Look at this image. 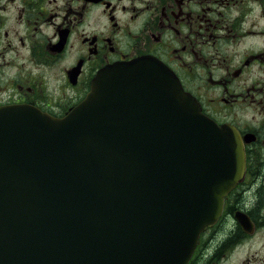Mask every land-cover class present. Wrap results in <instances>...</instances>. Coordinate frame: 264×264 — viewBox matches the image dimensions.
Masks as SVG:
<instances>
[{"label": "water", "instance_id": "95a60500", "mask_svg": "<svg viewBox=\"0 0 264 264\" xmlns=\"http://www.w3.org/2000/svg\"><path fill=\"white\" fill-rule=\"evenodd\" d=\"M244 172L163 64L107 66L62 119L0 108V264H186Z\"/></svg>", "mask_w": 264, "mask_h": 264}, {"label": "flooded vegetation", "instance_id": "af4514ba", "mask_svg": "<svg viewBox=\"0 0 264 264\" xmlns=\"http://www.w3.org/2000/svg\"><path fill=\"white\" fill-rule=\"evenodd\" d=\"M141 57L245 149L243 181L187 264H264V0H0V107L64 118L99 70Z\"/></svg>", "mask_w": 264, "mask_h": 264}, {"label": "rangeland", "instance_id": "374dc122", "mask_svg": "<svg viewBox=\"0 0 264 264\" xmlns=\"http://www.w3.org/2000/svg\"><path fill=\"white\" fill-rule=\"evenodd\" d=\"M249 250L247 249L246 250V247H243L241 248L240 250H238L236 253H234V256L235 257H238V256H242V255H245L246 252H248Z\"/></svg>", "mask_w": 264, "mask_h": 264}]
</instances>
